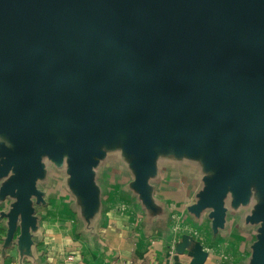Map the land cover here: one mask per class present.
I'll return each instance as SVG.
<instances>
[{"label": "water", "instance_id": "95a60500", "mask_svg": "<svg viewBox=\"0 0 264 264\" xmlns=\"http://www.w3.org/2000/svg\"><path fill=\"white\" fill-rule=\"evenodd\" d=\"M261 49L264 0H0V188L14 199L10 222L21 213L30 225L43 156L65 161L72 194L93 205L99 146L121 111L131 120L122 137L129 188L141 204L152 207L158 154H201L207 172L188 212L207 211L213 233L224 229L226 194L244 202L256 171L264 183ZM43 109L69 120L68 154ZM252 222L249 260L264 264V197L243 224Z\"/></svg>", "mask_w": 264, "mask_h": 264}, {"label": "crops", "instance_id": "0c3cea01", "mask_svg": "<svg viewBox=\"0 0 264 264\" xmlns=\"http://www.w3.org/2000/svg\"><path fill=\"white\" fill-rule=\"evenodd\" d=\"M171 158L163 155L164 162L173 163ZM106 162L94 173L99 191L93 205L78 201L64 174L46 165L44 175L35 183L36 192L30 196L28 226L21 213L10 222L8 212L14 199L0 188V264H251L252 241L245 229L241 234L239 229L225 232L226 224L214 234L207 211L199 218L188 212L187 206L195 199L193 192L189 198L173 200L159 190L160 184H176L172 180L178 173L171 169L174 163L168 167L158 154L157 169L149 178V207L135 198L133 187H120L125 183L120 177L122 169L104 175ZM188 169L182 177L187 172L191 176ZM195 170L194 180L201 181L202 173ZM129 177L127 183H132L133 171ZM242 226L245 228V223ZM184 236L186 248L179 252L177 246Z\"/></svg>", "mask_w": 264, "mask_h": 264}, {"label": "rangeland", "instance_id": "374dc122", "mask_svg": "<svg viewBox=\"0 0 264 264\" xmlns=\"http://www.w3.org/2000/svg\"><path fill=\"white\" fill-rule=\"evenodd\" d=\"M255 55H257L258 58H260L262 61H264V50L261 49V50L256 51ZM43 113H44L45 118L49 120L50 130L52 131V133L56 137L57 142L59 141L61 143H64L63 148H62L63 155L68 154V152L65 148V146H66L65 145V141H66L65 127H66L69 120H66V118L63 117L62 114L60 112L58 113L57 111H51V110L43 109ZM128 117L129 116H127V114H124V112H121V111H119L118 113H114V114L109 116L108 121L110 123L113 122L114 125L117 123V126H114V129L112 128V130H111L112 139L109 142L103 144L102 146H99L100 148L103 149L104 155H106L108 157H107V159H104L103 162H101L99 160L100 162H98V164H97L98 166L103 165V163H105L108 160L106 162L108 166L105 169V172H106V173H104L105 176L108 174L110 175L111 169L112 170L115 168L122 169L123 171L120 173V177H121V179H123L125 181V183H123V185H120V187H122L123 190H125L126 188H129L130 183L129 182L127 183V179L129 177V174L132 173V169L128 165V161L130 160V158H128L129 155L125 151L126 148L124 147V143H123L124 140L122 138L123 133H126V129H127L128 125L131 121V120H129ZM2 137L5 138L6 142H8L7 138L0 134V138H2ZM174 154H178V153H174ZM199 155H201V154L195 155V156H197L196 159L193 158L194 155L188 156V154L185 155L186 158H184L182 156V153H180V155H176L175 157H173L172 159H174L173 160L174 161L173 162L174 168H171V169L172 170L176 169L173 172H178V173H175L173 175L172 180L174 182H176V184L175 185H170V183H168L167 185H161L160 184L159 190H161V192H162V190H164L165 195L168 197H171L173 200L180 199L183 196H187V198H189V197H191L190 195L192 192H193L192 196H195L197 193V190H199V188H201V185H200L201 181H198V179H197V181L194 180V177L192 176L194 174V171H192V169L194 170L193 165H195L194 167H196L195 171L199 170L201 172V170H202L203 173L207 172V171H203L204 170V167H203L204 163L202 162L201 158L198 157ZM103 158H104V156L101 158V160ZM160 159H161L162 163L167 164L168 167L171 164H173L172 162H164L163 157ZM42 161L45 165H47V167H49V170L59 171L62 173V175L64 174L63 176H65L67 178L69 166L67 165V163L65 161L63 162L64 164L63 163L62 164H53L52 162H50V160H48L46 158V156L42 157ZM125 164H127V165H125ZM98 166H96L94 168V173L100 169V167H98ZM188 168L191 169V176L187 172V175L183 174L184 176L182 177V172L187 170ZM215 168L216 167H213V168H211V170H213ZM188 171H189V169H188ZM185 176H187V177H186V180L184 183L183 179ZM180 177H182L181 184H179ZM94 180L96 181L95 178H94ZM248 181H249V189H248V193H247V196H246V199L244 200V202L232 205L231 194H228V193L226 194L227 206H228L229 211L227 214V226L224 229V231L230 232V230H231V232H234L232 230H235L237 232L238 231L237 229H239L240 230L239 233L241 234L242 233L241 230L245 229V231L249 233L251 241H253L256 239V235L258 234V228L260 226L259 223L258 222H252L251 224H247L245 228H243L242 223L244 222V218L249 213H251L252 211L257 209L259 207V205L261 204L263 197H264V183H262L261 180L259 179L257 171L254 174L250 175ZM185 192L187 195L185 194ZM134 196H135V198L137 197L136 195H134ZM177 206H178V204L176 205V207ZM193 230H195V229H193ZM236 232H234V233H236ZM191 234H197V232L192 231Z\"/></svg>", "mask_w": 264, "mask_h": 264}, {"label": "built area", "instance_id": "2783aa9c", "mask_svg": "<svg viewBox=\"0 0 264 264\" xmlns=\"http://www.w3.org/2000/svg\"><path fill=\"white\" fill-rule=\"evenodd\" d=\"M68 259H69V260H72V259H73V256H72V255H69V256H68Z\"/></svg>", "mask_w": 264, "mask_h": 264}]
</instances>
